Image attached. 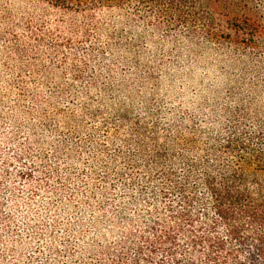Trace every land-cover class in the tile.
<instances>
[{
  "label": "trees",
  "instance_id": "16d2710c",
  "mask_svg": "<svg viewBox=\"0 0 264 264\" xmlns=\"http://www.w3.org/2000/svg\"><path fill=\"white\" fill-rule=\"evenodd\" d=\"M159 32L200 52L223 47L235 49L237 58L247 55V66H237L228 88L237 104H215L225 120L205 140L183 138V130L158 115L149 123L123 104L115 108V133L126 131L123 140L133 153L121 169L111 172L105 164L98 174L102 198L96 188L88 196L95 236L86 240L80 228L82 240L70 247L66 264H264V110L256 102L264 92V0H0V62L4 71H17L16 86L8 84L19 98L41 100L30 94L28 81L40 76L44 48L46 61L69 65L73 79L54 92L70 99L77 97V82L91 99L102 78L93 69L86 79L90 57L117 58L134 67L135 76L145 67L147 79L154 78L145 53ZM79 46L86 55L77 58ZM102 88L115 92L109 81ZM82 107L91 109L86 101ZM14 161L21 162L0 166V190ZM35 172L44 171L34 164L13 176L33 182ZM116 181L123 197L114 201ZM2 206L0 200V220L7 222ZM7 261L0 254V264Z\"/></svg>",
  "mask_w": 264,
  "mask_h": 264
},
{
  "label": "rangeland",
  "instance_id": "374dc122",
  "mask_svg": "<svg viewBox=\"0 0 264 264\" xmlns=\"http://www.w3.org/2000/svg\"><path fill=\"white\" fill-rule=\"evenodd\" d=\"M156 41L145 53L155 69L151 79H147L145 67L135 76L136 69L117 58L104 63L90 57L86 79L93 69L102 74L97 88L90 91L91 99H86L81 82L74 87L76 98L54 92V86L71 81L73 74L69 65L46 61L45 48L40 55L39 78L28 81L30 94L40 95V101L19 98L17 89L11 90L8 84L11 80L16 86L17 71H4L0 62V96L4 100L0 102V166L2 169L4 160L21 161L11 164V176H2L1 213L10 218L0 220V254L7 258L5 264H66L70 247L82 240L80 228L87 230L86 240L95 236L89 229L93 214L88 196L96 188L102 198L98 174L103 173L105 164L111 172L121 169L124 157L132 155L134 148L124 143L126 131L120 135L114 130V109L121 104L149 123L158 115L163 124L183 130L181 136L186 139L205 140L207 132L220 130L225 117L215 104L236 106L228 98V88L234 86L231 78L239 75L237 66H247L248 56L237 58L235 49L223 47L200 52L162 32ZM73 52L79 58L86 55V48L79 46ZM108 81L115 88L112 94L102 88ZM257 97L264 110V92ZM85 101L90 111L83 109ZM92 110H96L94 116L89 114ZM105 119H111V124H103ZM34 164L44 171L35 172L36 181L14 178L18 169ZM114 184L113 199L117 201L123 197V188L119 181ZM58 250L64 257L58 256Z\"/></svg>",
  "mask_w": 264,
  "mask_h": 264
}]
</instances>
